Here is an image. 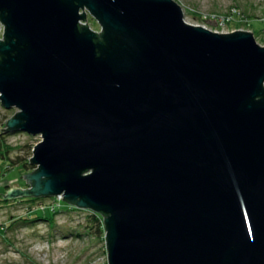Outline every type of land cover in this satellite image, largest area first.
Returning a JSON list of instances; mask_svg holds the SVG:
<instances>
[{
	"label": "water",
	"instance_id": "obj_1",
	"mask_svg": "<svg viewBox=\"0 0 264 264\" xmlns=\"http://www.w3.org/2000/svg\"><path fill=\"white\" fill-rule=\"evenodd\" d=\"M0 23L2 132L42 138L5 200L102 214L108 264H264L253 32L189 24L175 0H0Z\"/></svg>",
	"mask_w": 264,
	"mask_h": 264
},
{
	"label": "rangeland",
	"instance_id": "obj_2",
	"mask_svg": "<svg viewBox=\"0 0 264 264\" xmlns=\"http://www.w3.org/2000/svg\"><path fill=\"white\" fill-rule=\"evenodd\" d=\"M175 1L187 23L222 34L253 32L264 46V0ZM88 24L95 31L101 30L89 14ZM17 112L6 109L0 100V132L7 129V122ZM3 133L0 137L9 147L10 158L16 161H29L42 141L40 136L25 132ZM7 166V162L0 164V264H108L104 218L100 232L91 222L95 212L68 205L58 197L4 202L13 184L30 187L21 176L33 172L21 165L7 171Z\"/></svg>",
	"mask_w": 264,
	"mask_h": 264
},
{
	"label": "trees",
	"instance_id": "obj_3",
	"mask_svg": "<svg viewBox=\"0 0 264 264\" xmlns=\"http://www.w3.org/2000/svg\"><path fill=\"white\" fill-rule=\"evenodd\" d=\"M13 132H18V131H10L9 133L11 134ZM4 134L5 133L0 132V136H4ZM18 160H22V159L18 158ZM3 162H7L8 163V166L6 167L7 171H10V170L14 169L15 167H19L20 165L23 166L24 169H26L29 172L30 171H35L37 169V167L34 166L31 163V159L29 161L21 162V161H16V160H13L12 158H10L9 147H7V145L3 141V137H0V164H2ZM16 165H18V166H16ZM36 199H39V198L23 199V200L24 201H27V200L28 201H33V200H36ZM4 202H7V200H4ZM69 204L70 203H68V205ZM73 207H75V206H73ZM101 217H102V220H103V215L102 214L95 213V214L91 215V222L96 226V228L99 229L100 232H102L101 228H99V226H102ZM50 219L52 220V217Z\"/></svg>",
	"mask_w": 264,
	"mask_h": 264
},
{
	"label": "built area",
	"instance_id": "obj_4",
	"mask_svg": "<svg viewBox=\"0 0 264 264\" xmlns=\"http://www.w3.org/2000/svg\"><path fill=\"white\" fill-rule=\"evenodd\" d=\"M83 23L87 25L88 24V21L87 22H83ZM0 27H1L0 34H2V37L0 36V38L3 39V36H4V26L0 23ZM0 185H1V183H0ZM57 197L63 199V196H57Z\"/></svg>",
	"mask_w": 264,
	"mask_h": 264
}]
</instances>
